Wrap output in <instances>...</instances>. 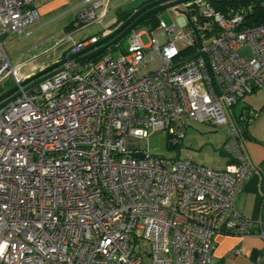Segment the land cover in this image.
Listing matches in <instances>:
<instances>
[{
  "label": "built area",
  "instance_id": "obj_1",
  "mask_svg": "<svg viewBox=\"0 0 264 264\" xmlns=\"http://www.w3.org/2000/svg\"><path fill=\"white\" fill-rule=\"evenodd\" d=\"M217 1L184 3L189 34L160 20L162 32L150 30L148 44L134 29L125 52L69 60L24 91L29 76L3 38L39 17L36 0H0V80L10 77L22 91L0 108V264H218L216 236L264 240L262 214L236 208L257 169L231 116L242 98L264 91V23L250 26ZM194 9L203 23L187 16ZM107 10V2L93 4L78 20L99 21ZM197 32L198 52L183 56ZM62 40L69 55L99 41ZM180 40L188 45L180 49ZM190 122L225 127V169L150 153L155 132L178 145Z\"/></svg>",
  "mask_w": 264,
  "mask_h": 264
},
{
  "label": "rangeland",
  "instance_id": "obj_2",
  "mask_svg": "<svg viewBox=\"0 0 264 264\" xmlns=\"http://www.w3.org/2000/svg\"><path fill=\"white\" fill-rule=\"evenodd\" d=\"M83 1L85 0H71L70 6L78 5ZM147 1L148 0H90L89 5L107 2V16L105 19L103 18L99 21L89 22V24L85 28H82L77 34H75L73 38L75 39L84 36L87 37L88 35H92L95 32L98 34L99 38H103L107 34L106 25L107 27H111L117 21V13L119 10L126 11L136 9ZM81 8H83V6ZM185 8V4H181L180 10H176L174 8L166 9L158 13L157 18L159 20H164L168 25L175 24L178 30H183V32L186 34H189L188 28L182 27L180 21L184 15L182 11H185ZM99 11H101V9ZM152 26L153 23H142L140 27L136 29V32L141 34V40L144 44H148L150 42V30ZM152 31L155 36L162 32V30L158 27H155ZM61 32L62 31H60V33ZM53 35L54 37H60L63 35V33L56 35L52 29H45L26 37L12 33L8 36L6 41L3 40V44L12 62H25V67L23 70H21L22 74L25 71L32 69L33 66L48 61V59L51 57H56L60 53L62 54L64 46L54 47L45 53V49L48 48L49 43L43 44V42L49 40L51 37H53ZM121 43L126 45V39ZM49 45L51 46L52 43ZM186 45H188V42L186 41L180 40L178 42V47L180 49L184 48ZM246 51H248V47L242 48L239 50V53L243 54ZM110 53L117 54L118 49L115 48ZM14 86L15 84L10 77L0 80V96L8 92ZM262 101H264V91L258 90L255 93L248 94L237 104L236 114H240L242 107L248 102L259 105ZM189 124L190 126L187 127L189 134L187 140L185 141V137L178 145L175 146H172L163 132H155L152 136H150L148 141L150 153L157 157L172 159L177 157L180 153L189 151L201 164L207 165L214 169L222 167L228 159V155L223 154L221 151V146L224 145L223 143H225L227 139L225 127H214L210 124L197 122H190Z\"/></svg>",
  "mask_w": 264,
  "mask_h": 264
},
{
  "label": "crops",
  "instance_id": "obj_3",
  "mask_svg": "<svg viewBox=\"0 0 264 264\" xmlns=\"http://www.w3.org/2000/svg\"><path fill=\"white\" fill-rule=\"evenodd\" d=\"M70 2L71 0H36L34 6L38 11L39 17L31 24L32 26H27L21 33H14L22 37L36 34L37 32L43 31L45 29H52V31L56 35L63 33V35L60 37H54L53 35V37H51L49 40L43 42V44L52 43L51 46L48 44V48L45 49V53L50 51L54 47L64 46L62 54L60 53L56 57H51L50 59H48V61L33 66L32 69L22 73L23 75L31 76L37 71L51 65L54 62L61 60L63 54L66 53L70 48V42L68 40L62 39L68 35L74 37L75 34H77L82 28H85L89 24L79 22L78 15L86 7L93 5H89L90 0H85L82 3L73 6H70ZM80 6H83V8H81ZM99 10L100 8H96L97 12H100ZM106 16L107 13L104 15V17H102V19H105ZM182 20L183 17L180 19V21ZM116 22L111 27H107L106 25L107 33H109L116 27ZM60 31L62 32L60 33ZM9 35L4 37L3 40L6 41ZM95 36L98 37V40L101 39L96 32L92 35H88L87 37L84 36L75 39L78 41H84L90 40ZM12 63L17 65L19 64L21 70H23V68L25 67L24 61L19 63ZM245 106H250V108L252 109L260 110L264 107V101H262L259 105L248 102L242 107L240 114L245 111ZM233 112L236 113V106ZM189 126L190 124L188 125V127ZM247 130V148L249 150V153L251 154L257 170L245 182L242 190L239 192L236 201V208L245 217L255 218L259 217L262 214L264 228V202L262 197L264 190V112L258 114L256 119L252 121V123L248 126ZM186 132L187 133L185 136V141L189 136L188 129L186 130ZM223 148L224 145L221 146V151H223ZM177 157L191 158L197 161L194 158L193 154H191L189 151L180 153ZM228 163L229 157L227 159V162H225L222 167L215 169L226 168ZM238 250H240V253H238ZM213 252L217 258L218 264H264V240L258 236L239 237L220 234L215 238ZM258 258L259 261H257Z\"/></svg>",
  "mask_w": 264,
  "mask_h": 264
},
{
  "label": "water",
  "instance_id": "obj_4",
  "mask_svg": "<svg viewBox=\"0 0 264 264\" xmlns=\"http://www.w3.org/2000/svg\"><path fill=\"white\" fill-rule=\"evenodd\" d=\"M188 1L190 0H148L139 8L133 9V13L125 21L117 25L98 42L93 43L83 48L81 51L73 53L64 59L54 62L51 65L37 71L24 79L21 86H25L24 91L30 90L63 70L64 64L69 60H73L76 63H83L104 53L106 50L111 49L114 45H117L125 40L129 32L140 27V25L146 22V20L150 17L158 15V13L170 8L180 10L179 6ZM182 13L185 14L186 11H182ZM18 90L19 86H14L8 92L0 96V108L21 95L22 91ZM132 155L136 157L144 156L142 153H133Z\"/></svg>",
  "mask_w": 264,
  "mask_h": 264
},
{
  "label": "trees",
  "instance_id": "obj_5",
  "mask_svg": "<svg viewBox=\"0 0 264 264\" xmlns=\"http://www.w3.org/2000/svg\"><path fill=\"white\" fill-rule=\"evenodd\" d=\"M214 5L217 9H219L221 12L227 15L237 13V12H242L247 20L248 25L250 26H257V25H261L264 23V0H218L216 3H214ZM132 13H133V9L126 10V11H118V21L116 22L115 26L125 21ZM193 13H195L196 16L199 17L198 22L203 23L206 20L203 17V15L200 13L199 9H194L192 12H190V14L187 13V16H192ZM157 16L158 15L152 16L148 20H146V22H144L148 24L153 23L151 30H153L155 27H158L160 23V20L157 18ZM190 25L194 26L193 22L188 17L187 26H190ZM215 31H218V30H215ZM195 38H196V42L194 43L193 46H190V47L188 46L186 47V49H182L181 52L183 56H193L194 54L198 52V46L201 44L203 37L200 35V33L197 32ZM115 48L118 49V53L120 52L123 53L126 50V45L122 43L114 45L111 49L106 50L104 53L88 60L87 63L98 61L99 59L102 58V56L110 53ZM69 52L70 50L64 53L62 57L69 55L70 54ZM257 91L258 90L252 93H255ZM244 109L245 111H243L242 114L245 116V118H243L242 121H241L242 114L237 115L235 112L232 111L231 116L233 119L239 121L240 126H242V133L245 136H247L248 126L252 123L254 119H256L255 112H258V114L261 112H264V107L260 110H255V109L250 108V106H245ZM172 146H175V145H172ZM222 152L226 154L224 151Z\"/></svg>",
  "mask_w": 264,
  "mask_h": 264
}]
</instances>
